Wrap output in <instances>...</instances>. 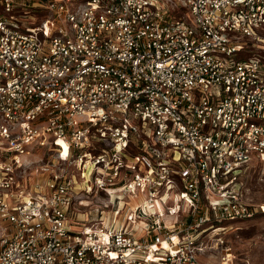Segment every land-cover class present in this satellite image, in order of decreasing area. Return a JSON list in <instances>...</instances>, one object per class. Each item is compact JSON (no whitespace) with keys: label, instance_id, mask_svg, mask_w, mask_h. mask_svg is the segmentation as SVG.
Instances as JSON below:
<instances>
[{"label":"built area","instance_id":"2783aa9c","mask_svg":"<svg viewBox=\"0 0 264 264\" xmlns=\"http://www.w3.org/2000/svg\"><path fill=\"white\" fill-rule=\"evenodd\" d=\"M174 2L0 0V264H202L264 215V0ZM93 189L130 222L73 232Z\"/></svg>","mask_w":264,"mask_h":264},{"label":"rangeland","instance_id":"374dc122","mask_svg":"<svg viewBox=\"0 0 264 264\" xmlns=\"http://www.w3.org/2000/svg\"><path fill=\"white\" fill-rule=\"evenodd\" d=\"M166 14L168 17H181L184 21L192 23L193 19L188 11L178 8V3L174 0H164ZM72 9L76 8L73 4ZM170 15V16H169ZM39 24V22L37 23ZM251 51H255L260 56H264V44H254ZM243 57V55H241ZM134 140V139H132ZM136 141H133L130 151L136 152ZM31 159H38L40 150L31 149ZM41 155V154H40ZM46 157H48L45 154ZM31 174V173H30ZM236 190L240 194L241 199L247 205L253 207L264 205V162L253 161L241 168L236 181ZM85 206H81L75 201L70 213V224L73 232H77L84 226H90L97 223L102 217L103 222L109 225L119 226L127 225L129 217H124V213L113 215L110 213L111 207L107 205L106 195L104 192L94 191L91 196L87 197ZM103 211L98 213L95 211ZM176 219L165 218L164 223L170 225ZM228 228L225 234H222V247L210 249V254L202 256V264H222L221 256L224 252L229 254L231 264H264V215L258 216L252 220L245 222H237L221 225ZM214 240L211 236L210 242ZM227 250V251H226Z\"/></svg>","mask_w":264,"mask_h":264},{"label":"crops","instance_id":"0c3cea01","mask_svg":"<svg viewBox=\"0 0 264 264\" xmlns=\"http://www.w3.org/2000/svg\"><path fill=\"white\" fill-rule=\"evenodd\" d=\"M85 206V205H84ZM210 254V253H209ZM208 255V254H207Z\"/></svg>","mask_w":264,"mask_h":264}]
</instances>
